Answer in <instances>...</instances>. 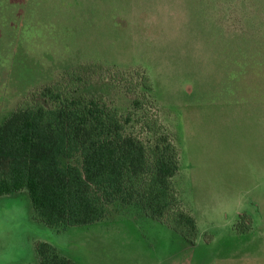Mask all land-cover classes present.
<instances>
[{
	"label": "rangeland",
	"instance_id": "obj_1",
	"mask_svg": "<svg viewBox=\"0 0 264 264\" xmlns=\"http://www.w3.org/2000/svg\"><path fill=\"white\" fill-rule=\"evenodd\" d=\"M57 84L129 119L149 150L145 125L164 126L200 237L121 200L94 226L49 228L23 191L0 198V264H36L38 241L77 264H264V0H0V123L24 102L51 107L38 95Z\"/></svg>",
	"mask_w": 264,
	"mask_h": 264
},
{
	"label": "trees",
	"instance_id": "obj_2",
	"mask_svg": "<svg viewBox=\"0 0 264 264\" xmlns=\"http://www.w3.org/2000/svg\"><path fill=\"white\" fill-rule=\"evenodd\" d=\"M147 79L141 82L146 90ZM38 97L52 106L24 102L0 123V196L26 191L33 220L49 228L91 225L105 217L110 203L135 202L145 216L195 243V219L172 185L179 152L157 119L145 125L156 135L149 150L126 134L129 119L96 98H73L58 84ZM142 105L133 102L137 109ZM74 158L79 166L69 162ZM34 251L38 264H77L44 241Z\"/></svg>",
	"mask_w": 264,
	"mask_h": 264
},
{
	"label": "crops",
	"instance_id": "obj_3",
	"mask_svg": "<svg viewBox=\"0 0 264 264\" xmlns=\"http://www.w3.org/2000/svg\"><path fill=\"white\" fill-rule=\"evenodd\" d=\"M249 77H250V75H248ZM264 86V85H263ZM188 94H190L189 92H188ZM23 192V191H22ZM20 193V192H19ZM15 194H17V193H15ZM13 195V194H12ZM7 196H10V195H6V196H0V198H2V197H7ZM29 199V198H28ZM29 202H30V200H29ZM255 204V206L256 207H254V209L256 208V209H258L259 208V206L256 204V203H254ZM187 211H189V213L193 216V214H192V212L190 211V210H188L187 209ZM32 215H33V211H32ZM240 215V214H239ZM144 217H147V216H145V215H143L142 217H140V219L141 218H144ZM149 217H147L146 219H148ZM104 219V218H103ZM146 219H144V220H146ZM151 219V218H150ZM153 220V219H152ZM196 220V219H195ZM101 221V220H100ZM100 221H98V222H96V223H94V224H91L92 226H94V225H96L97 223H99ZM155 221V220H154ZM230 221H233V219L232 220H230ZM162 224V223H161ZM196 224H197V229H198V235H197V238H199L200 237V228H199V226H198V223H197V220H196ZM91 225H87V227L88 226H90L91 227ZM164 225V224H163ZM166 226V225H165ZM167 227V226H166ZM168 228V227H167ZM168 231H170V233H174L177 237H180L181 239H182V237L180 236V235H178L177 233H175L174 231H172L171 229H169L168 228ZM183 240V239H182ZM184 242H185V240H183ZM188 244H190L189 242H187V245ZM37 257V256H36ZM231 261H233V260H231V258H227V259H221V260H218V264H232V262ZM173 263V262H172ZM18 264H26V263H18ZM36 264H38V259L36 260ZM179 264V263H178ZM180 264H182V263H180Z\"/></svg>",
	"mask_w": 264,
	"mask_h": 264
}]
</instances>
